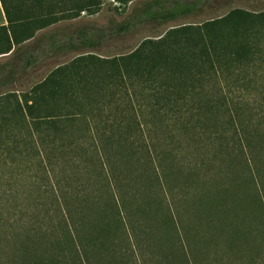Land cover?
<instances>
[{"label": "trees", "instance_id": "16d2710c", "mask_svg": "<svg viewBox=\"0 0 264 264\" xmlns=\"http://www.w3.org/2000/svg\"><path fill=\"white\" fill-rule=\"evenodd\" d=\"M0 3L7 21L0 25V54L12 51L13 56L0 66L9 71L0 79V264H109L110 254L115 264H125L132 255L120 247L125 225L118 222L121 227L112 234L104 228L107 223H96L93 216L95 202L104 200L109 210H118L119 202L125 206L130 201L114 191L115 176H109L107 162L120 165L125 186L142 175L153 190L159 171L165 177L174 173L175 156L168 140L152 156L143 124L152 145L158 130L168 137L171 126L178 125L182 135L206 136V150L227 155L226 172L229 166L231 172L239 150L232 144L237 134L236 129L231 133L232 111L245 104L232 91H264V11L231 6L232 0H148L108 30L80 27L32 48L28 42L37 31L82 13L95 14L101 0ZM187 18L195 20L182 21ZM169 22L178 23L142 38L128 52L102 56L96 51L113 35ZM73 51V58L56 61ZM41 65L53 66L28 90L15 87ZM244 136L249 146L252 139ZM136 167L142 172L132 178ZM177 167L188 182L193 175ZM226 177L220 175V183ZM228 184L236 188L237 183L231 179ZM19 186L24 193L30 188L35 192V202L24 210L18 209ZM219 190L215 200L221 203ZM46 191L49 203L41 202ZM108 208L101 207L103 218L112 215ZM238 219H228L232 231L227 246L221 245L211 258L215 264H264V213L258 230L247 212ZM85 225L93 235L97 229L109 236L98 244L105 253L93 251L92 234L81 233ZM202 239L201 244L206 242ZM182 249L185 264H199ZM152 250L163 257L157 264H184L180 253ZM212 259L204 264H214Z\"/></svg>", "mask_w": 264, "mask_h": 264}, {"label": "rangeland", "instance_id": "374dc122", "mask_svg": "<svg viewBox=\"0 0 264 264\" xmlns=\"http://www.w3.org/2000/svg\"><path fill=\"white\" fill-rule=\"evenodd\" d=\"M144 1L148 0H132L127 3H120L117 0H101V6L97 13L91 15L82 13L74 19L60 20L54 25L37 31L28 44L32 48L36 45L35 43L44 44L51 35L65 38L67 32H73L80 27L98 28L99 31L102 29L108 30L120 21L128 20L133 8L142 5ZM221 1L218 0V2ZM231 6H238L251 11H264V0H232ZM206 10L209 11V8L206 7ZM205 15L203 14L202 16ZM194 20L193 18H187L182 21ZM178 22H169L159 27L149 25L139 30L135 29L130 32L113 35L112 38L109 37L104 41L96 51L102 56L128 52L142 38L156 35ZM14 48H17V46ZM6 53L0 54V66L13 57L11 54L6 55ZM75 55L76 52L73 51L56 61L69 60ZM18 56L21 55L18 53L15 57L17 58ZM53 65H41L39 69L31 72V75L27 76L22 82L16 83L15 87L21 90H28L34 81L43 78ZM3 74H9V71L1 70L0 79ZM3 88L4 86H0V93L4 90ZM232 92L234 93L231 95L240 94L241 99L245 100V104L243 108L237 109L236 112L235 110L232 111L234 123H231L233 125L231 133L234 132V129L237 132L232 144L235 143L239 150L236 152L238 160L234 159L236 162H233L235 165L231 172H229L230 166L226 172V164L229 163L227 155H220V151L217 149L211 152L206 150L205 147L209 146L206 136L182 135L178 125L171 126L168 133L169 139L164 136L161 130H158L153 141L154 145H152L148 137L147 126L143 124L144 140L147 141L149 150L151 149V155H154V149L160 152L165 141L168 140L170 147H173L172 153L175 156L174 173L165 177L159 171L156 187H152L153 190H150L151 186L146 185L142 175L137 183L130 182L125 186V176H122L124 172H119L120 165L118 168L113 161L107 162L109 176H115L111 180L114 191L117 194H123L125 199L130 201L125 206H122L121 202H119L118 210L116 208L109 210L104 200L95 202L96 207L93 209V216L96 223H107L104 228L107 227V231H111L112 234L113 231L116 232L121 227L118 222H122L125 225L127 232L124 237L128 240L126 241L123 237L124 241L123 244H120V247L126 250L124 252L132 254L129 261L125 264H157L158 259L160 261L163 259L162 256L152 250L157 247H162L169 254L180 253L178 258H181V262L184 264V258L181 253L182 248L186 250L187 255H190L188 256L189 260L192 259L193 262L197 260L199 264H204L205 261H211L221 245L227 246L226 240L230 237L228 236L229 232L231 233L232 231V225L228 224V219H236L238 221V216L243 211L253 216V221L257 224L254 228L255 230L261 228L262 224L260 221L264 213L262 205L264 204V91L235 89ZM98 124V129H103L100 126L103 123ZM242 129L246 131L244 132ZM259 130L262 131L260 138L258 135ZM244 134L252 139L249 146L244 141ZM243 156L251 160H244L242 159ZM100 158L104 160V156L100 155ZM223 158L224 163L222 162ZM156 163H158L157 158ZM179 165L180 167H185L189 175H193L188 182L186 181L185 173L179 172L177 167ZM141 172L142 167H136V171L130 173V176L132 178L137 177V174ZM225 172L226 175L224 174ZM220 175L227 176L222 183L219 181ZM231 179L237 183L235 184L236 188L226 187L229 185L228 180ZM154 180H156L155 177ZM153 183L155 184L154 181ZM121 185L122 187H120ZM223 185L227 189L222 190L221 186ZM18 189L20 192L17 200L19 202L18 209L24 210L27 208L25 205L35 202L33 199L35 192L32 191V188L26 190L25 193L22 187L19 186ZM218 190L221 193V203L215 200L217 199ZM45 195L46 198L41 199V202L49 203L50 192L46 191ZM218 204L221 206L219 207ZM103 206L106 209L108 208L112 214L109 218L102 217L101 207ZM42 207L40 206L39 213H43ZM169 232L171 233L169 234ZM81 233L82 235L92 234L89 237L90 241H95L97 245L94 248V244H92L87 248L89 251L94 248L93 251L95 253H100V250L102 253L106 252L104 250L106 248L98 246L101 242L105 243L106 240H109V236H103L105 232L99 234L96 229L93 235L91 226L85 225L81 227ZM187 234L189 236L192 235L194 242H196L195 244L189 242L192 239L189 240ZM203 236L206 242L201 244ZM207 241L211 243L207 247H202L206 245ZM200 244L201 248H199ZM114 247L119 246L116 245ZM204 249L205 254L203 255ZM160 251L161 249L158 252ZM98 254H95L96 256L94 257H96L97 261H101L102 257ZM110 255L111 257H107L108 263L115 264L114 255ZM213 259L212 263L215 264L216 262Z\"/></svg>", "mask_w": 264, "mask_h": 264}, {"label": "crops", "instance_id": "0c3cea01", "mask_svg": "<svg viewBox=\"0 0 264 264\" xmlns=\"http://www.w3.org/2000/svg\"><path fill=\"white\" fill-rule=\"evenodd\" d=\"M6 23H7V21L5 19L4 12H3V9H2L1 3H0V25L6 24ZM13 47H15V45ZM11 52L12 51L6 53V55L11 54Z\"/></svg>", "mask_w": 264, "mask_h": 264}]
</instances>
